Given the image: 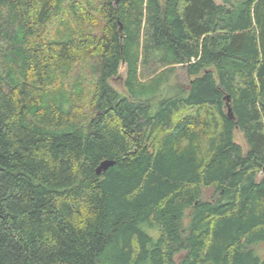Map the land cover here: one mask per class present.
I'll return each mask as SVG.
<instances>
[{
    "label": "trees",
    "instance_id": "obj_1",
    "mask_svg": "<svg viewBox=\"0 0 264 264\" xmlns=\"http://www.w3.org/2000/svg\"><path fill=\"white\" fill-rule=\"evenodd\" d=\"M263 172L264 0H0V264H264Z\"/></svg>",
    "mask_w": 264,
    "mask_h": 264
},
{
    "label": "rangeland",
    "instance_id": "obj_2",
    "mask_svg": "<svg viewBox=\"0 0 264 264\" xmlns=\"http://www.w3.org/2000/svg\"><path fill=\"white\" fill-rule=\"evenodd\" d=\"M217 4H220L222 0H214ZM124 78H125V70L123 68H121L120 72H119V76L113 78L110 83L111 85L114 87V89H116L118 92L123 93V82H124ZM190 77L187 76L185 69H183L182 67H175V71L174 73L170 76V85H179V86H187L189 81H190ZM234 141L239 144L242 149L245 151L246 150V145L243 141L242 135L239 132H235L234 134ZM264 174V172L262 174H259L258 176L261 177Z\"/></svg>",
    "mask_w": 264,
    "mask_h": 264
},
{
    "label": "water",
    "instance_id": "obj_3",
    "mask_svg": "<svg viewBox=\"0 0 264 264\" xmlns=\"http://www.w3.org/2000/svg\"><path fill=\"white\" fill-rule=\"evenodd\" d=\"M117 4H118V0H114V5L117 6ZM225 99H226V103H227V113H228L229 117L231 118V116H232L231 110H230V107L228 106L230 98H229V96H227ZM113 165H114L113 161H110V160L102 161L99 164V166L96 168V174L100 175L101 173L105 172L106 170H108V168L112 167Z\"/></svg>",
    "mask_w": 264,
    "mask_h": 264
}]
</instances>
